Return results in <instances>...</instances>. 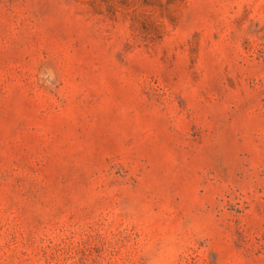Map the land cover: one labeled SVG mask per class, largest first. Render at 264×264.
<instances>
[{
    "label": "rangeland",
    "instance_id": "374dc122",
    "mask_svg": "<svg viewBox=\"0 0 264 264\" xmlns=\"http://www.w3.org/2000/svg\"><path fill=\"white\" fill-rule=\"evenodd\" d=\"M0 264H264V0H0Z\"/></svg>",
    "mask_w": 264,
    "mask_h": 264
}]
</instances>
